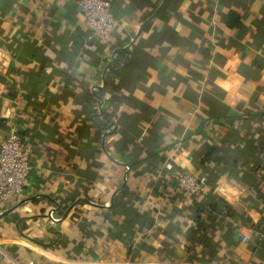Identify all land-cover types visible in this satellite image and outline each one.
I'll return each mask as SVG.
<instances>
[{"label": "crops", "instance_id": "crops-1", "mask_svg": "<svg viewBox=\"0 0 264 264\" xmlns=\"http://www.w3.org/2000/svg\"><path fill=\"white\" fill-rule=\"evenodd\" d=\"M79 1L0 0V264H264V0H109L107 41Z\"/></svg>", "mask_w": 264, "mask_h": 264}, {"label": "built area", "instance_id": "built-area-1", "mask_svg": "<svg viewBox=\"0 0 264 264\" xmlns=\"http://www.w3.org/2000/svg\"><path fill=\"white\" fill-rule=\"evenodd\" d=\"M86 14V23L91 29V38L107 41L119 27V20L111 10L109 0H80ZM31 150L27 140L16 125H11L6 137L0 143V212L19 195L29 182L31 175ZM207 184L205 176L185 172L178 178V186L189 196L204 190ZM247 235L243 241H248ZM10 264H42L32 258L27 262L11 259Z\"/></svg>", "mask_w": 264, "mask_h": 264}, {"label": "trees", "instance_id": "trees-1", "mask_svg": "<svg viewBox=\"0 0 264 264\" xmlns=\"http://www.w3.org/2000/svg\"><path fill=\"white\" fill-rule=\"evenodd\" d=\"M205 160L209 161V160H208V156H207V154H206V155L204 156V158L202 159L203 162H204ZM205 177H206V176H205ZM206 178H207V177H206ZM207 205H208V207H213V206L216 207L217 204H213V203H212V204H209V203H208Z\"/></svg>", "mask_w": 264, "mask_h": 264}, {"label": "water", "instance_id": "water-1", "mask_svg": "<svg viewBox=\"0 0 264 264\" xmlns=\"http://www.w3.org/2000/svg\"><path fill=\"white\" fill-rule=\"evenodd\" d=\"M1 215H3V214H1Z\"/></svg>", "mask_w": 264, "mask_h": 264}]
</instances>
